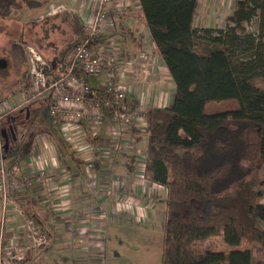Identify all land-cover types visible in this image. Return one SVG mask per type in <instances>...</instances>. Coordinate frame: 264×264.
Segmentation results:
<instances>
[{
  "label": "trees",
  "instance_id": "trees-1",
  "mask_svg": "<svg viewBox=\"0 0 264 264\" xmlns=\"http://www.w3.org/2000/svg\"><path fill=\"white\" fill-rule=\"evenodd\" d=\"M46 1L22 0L28 8ZM15 3L0 0V18L9 17ZM138 5L136 17L174 83L170 104L144 112V177L165 189L161 264H264V0H233L222 27L194 26L198 0H138ZM57 17L71 31L60 69L64 53L85 31L68 9L46 15L43 23ZM253 18L256 33L246 31ZM45 61L49 75L56 68L53 60ZM41 102L44 108L33 110L46 126L40 123L39 134L56 126L47 116L46 99ZM33 103L2 121L9 165L19 166L33 147L32 139L19 147L21 124L13 118L23 113L30 120ZM222 228L236 248L227 253L192 248ZM244 241L249 246L238 247Z\"/></svg>",
  "mask_w": 264,
  "mask_h": 264
},
{
  "label": "crops",
  "instance_id": "crops-1",
  "mask_svg": "<svg viewBox=\"0 0 264 264\" xmlns=\"http://www.w3.org/2000/svg\"><path fill=\"white\" fill-rule=\"evenodd\" d=\"M61 1L66 5L64 9L76 13L81 22L91 15L95 2ZM207 1L198 0L194 26L222 27L228 14L218 22L205 21ZM110 3L112 16L93 50L119 46V50H112L131 65L123 77L130 90L129 100L145 109L167 106L174 83L154 49L148 28L136 17L138 0ZM115 12L120 16L115 17ZM196 17L204 18L201 25H195ZM123 128L103 124L82 149L63 138L59 125L34 136V150L19 158V176L31 178L32 184L21 185L10 194L12 204L4 216L6 237L24 243L25 217L32 215L35 226L45 233L47 244L27 250L19 264H99L107 249L109 228L123 218L139 223L157 215L156 207L164 200L165 189L144 177L146 134L140 127ZM37 137L39 144L35 142ZM77 141L81 147L83 141ZM40 170L44 172L40 174Z\"/></svg>",
  "mask_w": 264,
  "mask_h": 264
},
{
  "label": "built area",
  "instance_id": "built-area-1",
  "mask_svg": "<svg viewBox=\"0 0 264 264\" xmlns=\"http://www.w3.org/2000/svg\"><path fill=\"white\" fill-rule=\"evenodd\" d=\"M111 0H95L91 15L83 20L84 33L64 53L61 68L46 75L47 62L32 48L28 79L31 91H20V100L6 105L0 102V264H19L29 249L47 244V237L38 229L31 218L25 217L27 239L19 243L15 237H6L5 214L12 204L10 194L21 185H31V178L19 176L17 164H8L4 153L3 119L22 109L37 97L46 93L47 111L53 123L60 126L63 138L75 148L82 149L97 130L105 123L120 127L139 128L146 133L145 108L136 101L129 100L130 90L123 81L124 71L131 67L129 60H123L112 44L105 50H93L92 46L102 34L107 20L111 18ZM115 17L120 13L115 12ZM104 74L96 87L91 86L89 75ZM123 128V129H124ZM119 133H115L116 136ZM81 139V147L77 140ZM77 141V142H76ZM90 143V142H89ZM144 168V164H143ZM144 170V169H143ZM44 171L40 170L42 174ZM22 215L21 211L16 210Z\"/></svg>",
  "mask_w": 264,
  "mask_h": 264
},
{
  "label": "rangeland",
  "instance_id": "rangeland-1",
  "mask_svg": "<svg viewBox=\"0 0 264 264\" xmlns=\"http://www.w3.org/2000/svg\"><path fill=\"white\" fill-rule=\"evenodd\" d=\"M16 6L12 8L7 18H0V59H6L4 68L0 69V102L6 105L20 100V91H31V81L27 78L30 68L29 48L34 49L42 59L53 60L55 68L66 42L71 36L70 30L62 23L61 18L43 19L66 8L61 0H49L41 7L28 8L22 0H15ZM233 0L207 1V15L205 21L213 23L222 20L223 16L232 11ZM204 18L195 19V25H201ZM258 19L253 18L247 25V32H257ZM100 80H105L103 72L98 75H89L87 78L91 86L96 87ZM43 93L37 97L31 106L30 120L23 119V113L13 115L20 123L19 147L29 140L34 139V134H39L37 113L33 110L42 109L41 100L46 99ZM33 121V122H31ZM35 123V126H31ZM23 124V125H22ZM44 127H46L43 124ZM38 136V135H37ZM39 144V138L36 141ZM31 150H34L32 147ZM21 154V153H20ZM30 154V152L28 153ZM22 157V156H21ZM161 200V199H160ZM157 215L153 219L145 218L139 223H134L128 218H123L121 223L109 228L106 236V252L101 257L99 264H161V248L164 223V200L157 204ZM98 246V244H96ZM249 246L244 241L238 247ZM192 248L199 251L229 252L236 248L227 242L226 229L222 228L217 234L193 242ZM100 249V248H99Z\"/></svg>",
  "mask_w": 264,
  "mask_h": 264
},
{
  "label": "water",
  "instance_id": "water-1",
  "mask_svg": "<svg viewBox=\"0 0 264 264\" xmlns=\"http://www.w3.org/2000/svg\"><path fill=\"white\" fill-rule=\"evenodd\" d=\"M5 64H6L5 59H0V69L4 68ZM2 135H3L4 139H5L4 149H6V147H7V139H6L5 131L2 132Z\"/></svg>",
  "mask_w": 264,
  "mask_h": 264
}]
</instances>
